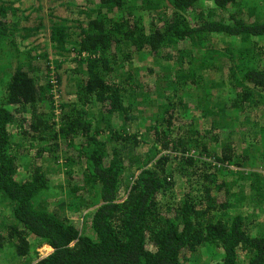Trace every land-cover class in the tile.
I'll return each mask as SVG.
<instances>
[{
    "label": "trees",
    "instance_id": "1",
    "mask_svg": "<svg viewBox=\"0 0 264 264\" xmlns=\"http://www.w3.org/2000/svg\"><path fill=\"white\" fill-rule=\"evenodd\" d=\"M67 7L70 20L38 27L53 43L38 54L22 52L27 9L0 1V261L264 264V220L237 199L264 201V124L248 128L264 102V0ZM65 63L77 101L57 105Z\"/></svg>",
    "mask_w": 264,
    "mask_h": 264
},
{
    "label": "rangeland",
    "instance_id": "2",
    "mask_svg": "<svg viewBox=\"0 0 264 264\" xmlns=\"http://www.w3.org/2000/svg\"><path fill=\"white\" fill-rule=\"evenodd\" d=\"M0 1L14 3L16 7H19V9L21 10L27 9L29 20L24 22L23 25L30 27L34 30H33V33L30 35V37H28V40L26 42L28 45L22 48V52L29 51L31 49H33V51L38 54H42L43 52H47L48 50L49 52H51L53 43L51 42L49 38L50 28L44 27L45 31H41L38 27L43 24L46 26L47 25L50 26L54 22H58L59 24H61L65 20H70V18H72L69 15V9L67 7L68 2L70 0H0ZM249 1L250 3L261 2V0H249ZM252 5L254 6V4H251L250 6ZM260 6L261 5H257V8H259ZM25 16H27V14ZM44 35H47V36L43 37ZM224 44L225 43H223L222 41L220 43L221 47H223ZM175 55H177V53ZM52 58H54V56H52ZM71 70H72V65L70 63H65L58 71L56 69H52L53 71L51 73L53 76L52 82L55 85L53 93H54V100L56 101L57 105L58 103H60V101H77V98L72 93L73 91H76V85L72 81L73 77L71 74ZM59 79H60V84L57 83V80L59 82ZM151 102L149 103L150 107L152 106ZM230 120L232 121L233 119L230 118ZM239 123H240L239 120H236V121L233 120L232 126H234L235 133H237L236 127H238ZM248 123H249L248 128L251 132L254 130L255 126H261L264 124V102H262L260 104V107L256 109L254 115L249 117ZM242 135H243V138L247 137L243 133ZM238 138H239V135H238ZM258 142H260V140H258ZM43 164H44V161H43ZM233 170L238 172L237 173L238 175H240V172H242L237 166H234ZM245 170L247 171L248 169H245ZM27 175H28V172L26 170H23L19 178L23 177V179H25L24 177H27ZM180 175L181 174L177 176L176 181H175L174 196L176 198H182L184 192L189 188V183L187 182V180H185L184 178H181ZM63 179H65L64 176H62L61 181H63ZM195 189L197 192V186L195 187ZM189 190H192V188H190ZM54 191L50 193V194H53L54 196L48 199V201H50L51 203L50 205H48L51 211L59 209V205H57V201L63 198L62 195L56 198L57 196L56 192L58 190L55 188ZM249 192H246V193H249ZM237 199L238 201L239 199H241L242 203L244 204V207L241 208L242 212H250L252 214V217L255 218V222L261 223L264 220V201L262 202L261 205H256L254 202H252V200L250 201L249 195L242 194V193L241 194L239 193L237 195ZM162 200H163L162 201L163 203L172 202L173 197L169 194L165 196ZM60 202L61 201H59V203ZM254 209L257 210L256 213L253 212ZM66 211H68L66 214L69 215L68 217L70 218L75 217L77 215V213L73 211H69L68 209H66ZM89 212L90 210L86 209L84 210L82 215H86ZM4 214H5L4 209L0 208V219L2 218V215ZM88 220H86V224H87V227H90V222H88ZM90 231L91 230L87 232H90ZM37 251L39 255L38 259H42V258L47 257L53 251V249L47 245H44V246L38 247ZM198 253L203 258V264H214L215 262L218 261L216 260L214 256H208L205 251L198 252ZM242 257L243 255L241 254V258ZM29 260L31 261V263H34V261L30 259V257L21 258V259H18L17 261L6 260L5 258L4 260L0 261V263L1 264H12V263L17 262V263L27 264Z\"/></svg>",
    "mask_w": 264,
    "mask_h": 264
}]
</instances>
